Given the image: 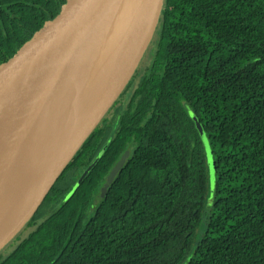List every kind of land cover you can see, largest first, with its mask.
Masks as SVG:
<instances>
[{
  "label": "trees",
  "instance_id": "obj_1",
  "mask_svg": "<svg viewBox=\"0 0 264 264\" xmlns=\"http://www.w3.org/2000/svg\"><path fill=\"white\" fill-rule=\"evenodd\" d=\"M62 3L0 0V62ZM150 46L0 264H264V0H164Z\"/></svg>",
  "mask_w": 264,
  "mask_h": 264
},
{
  "label": "water",
  "instance_id": "obj_2",
  "mask_svg": "<svg viewBox=\"0 0 264 264\" xmlns=\"http://www.w3.org/2000/svg\"><path fill=\"white\" fill-rule=\"evenodd\" d=\"M131 1L133 0H63L57 9L0 62V179L11 161L14 140L18 133L24 131L39 96L58 83L92 35L101 26L109 24ZM163 3L164 0H156L151 21L134 56L110 81L96 106L72 138L39 202L134 74L154 36ZM201 137L209 163L211 182L214 185L216 162L211 143L203 130ZM102 153L84 169L66 195V200L74 194ZM129 156L130 150H127L113 165L98 194L99 198L107 195L110 185L125 166ZM97 203V200L94 201V204Z\"/></svg>",
  "mask_w": 264,
  "mask_h": 264
},
{
  "label": "bare ground",
  "instance_id": "obj_3",
  "mask_svg": "<svg viewBox=\"0 0 264 264\" xmlns=\"http://www.w3.org/2000/svg\"><path fill=\"white\" fill-rule=\"evenodd\" d=\"M155 2L132 1L110 49L108 69L111 71V80L134 56L151 21ZM107 27L108 24L101 26L92 35L58 83L39 96L24 131L15 138L11 161L0 179V241L10 236L35 209L61 154L81 128L84 119L73 125L63 120L60 108L65 103L61 101L63 97L59 93L84 61L98 51ZM75 99L76 96L71 97L67 102H74ZM56 127L59 128L58 133L55 132ZM51 134L56 137L51 138Z\"/></svg>",
  "mask_w": 264,
  "mask_h": 264
},
{
  "label": "rangeland",
  "instance_id": "obj_4",
  "mask_svg": "<svg viewBox=\"0 0 264 264\" xmlns=\"http://www.w3.org/2000/svg\"><path fill=\"white\" fill-rule=\"evenodd\" d=\"M131 4L132 1L124 8V10L120 14H118L109 22L106 33L101 40L100 46L98 47V51L93 53L89 58H87L84 61V63L79 67V69L73 74V76L69 78V80L66 82V85L60 90L59 96L63 97V98L61 97L63 99V100L61 99V101L65 103L64 107L61 105L60 115L62 117L64 116L63 120L66 121V123L72 125L76 123L79 124V122L83 119H84L83 120L84 123L88 118V116L90 115V113L92 112L93 108L96 106L104 90L110 83L111 71L108 69L110 49L113 45L118 30L120 29L121 25L123 24L130 10ZM151 47L152 46H150L149 44L142 58L140 59L139 64L137 66V68H139V74L133 81V85L126 93L124 99H122L121 101H116L120 97L119 94L117 99L114 101L115 104L113 103L111 105V107L108 109V111L105 113L104 116L107 115L109 117H112L113 115L112 110H114L115 109L114 107L118 105L121 107H125L126 103L129 100L130 95L132 94L138 82V78H140V76L145 72L148 65L151 63L152 60ZM78 92L79 95L77 96L76 94ZM75 96L76 99L74 102H67L69 101V98ZM58 129L57 127L55 128L56 133H58ZM54 137L56 136L55 135L52 136L51 134V138ZM61 151L59 154H61ZM65 151L66 150H64V152ZM63 154L64 153H62L61 155ZM24 224L25 222L19 225L12 232L10 236H7L0 241V253L1 252L6 253L7 249L13 246V240L17 234L23 231L25 227ZM31 229L32 228H29L25 232L23 231L22 235L26 236L31 231Z\"/></svg>",
  "mask_w": 264,
  "mask_h": 264
}]
</instances>
